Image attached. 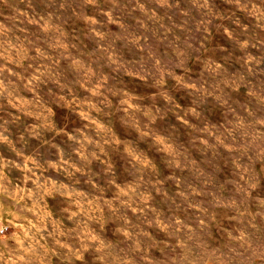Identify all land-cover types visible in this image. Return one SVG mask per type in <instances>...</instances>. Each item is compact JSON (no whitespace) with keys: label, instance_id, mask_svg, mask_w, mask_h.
Segmentation results:
<instances>
[{"label":"rangeland","instance_id":"obj_1","mask_svg":"<svg viewBox=\"0 0 264 264\" xmlns=\"http://www.w3.org/2000/svg\"><path fill=\"white\" fill-rule=\"evenodd\" d=\"M0 264H264V0H0Z\"/></svg>","mask_w":264,"mask_h":264}]
</instances>
